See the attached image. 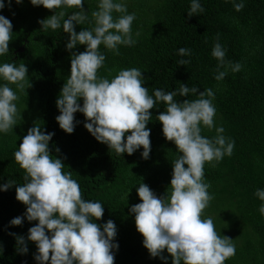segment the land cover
Wrapping results in <instances>:
<instances>
[{
  "label": "trees",
  "instance_id": "1",
  "mask_svg": "<svg viewBox=\"0 0 264 264\" xmlns=\"http://www.w3.org/2000/svg\"><path fill=\"white\" fill-rule=\"evenodd\" d=\"M198 2L204 11L189 17L191 0H123L128 13H135L131 30L136 42L119 45L118 54L100 45L105 60L97 75L111 79L121 69L137 68L149 95L154 88L177 90L180 83L195 85L200 92L212 90L214 126H202L201 135L211 139L217 135L215 128L223 127L222 135L226 141H233L234 147L231 155L204 164L203 179L209 184L212 199L202 218L210 217L219 235L233 239L235 255L224 264H264V216L258 211L262 201L254 195L257 189H264V0H243L239 11L234 2L241 0ZM5 5L0 15L10 20L12 34L9 51L0 56V63H24L27 74L23 89L9 84L18 97L17 120L13 130L0 133V184L25 182L24 170L13 153L38 123L45 134L54 133L49 151L62 159L63 171L78 182L82 198L104 206L97 223L112 220L116 225L119 247L114 252V264H165L150 257L136 229L134 214L129 213L132 205L141 202L136 192L140 182L157 196L165 195L170 185L172 162L180 153L163 136L162 124L156 118L165 105L161 102L150 110L146 127L150 129L151 151L147 160L141 156L142 147L132 155L109 150L87 131L85 117L79 112L74 114V121L79 123L73 133H65L55 119L59 115L56 99L70 75L72 54L85 51V46L66 49L69 36L63 31V19L60 28L41 30L38 21L53 15V10L33 6L30 0L20 4L13 0L10 8L5 0ZM83 7L88 19L74 24L77 33L94 26L91 13L97 10L98 0H84ZM74 10L64 9V18ZM112 15L115 18L120 13ZM215 43L225 52L219 68V61L211 55ZM182 47L190 49V54L180 55ZM180 60L188 63L180 65ZM237 63L241 67L233 71ZM219 71L225 76L218 81L214 77ZM2 83L7 82L0 80ZM195 98L191 94L174 97L178 102ZM16 186L0 191V264H37L36 246L27 241L28 229L36 222L24 219L20 226L10 225L26 211V206L16 200ZM128 192L127 201L122 196ZM10 233L25 237L26 254L17 252ZM163 255L168 257L167 264H172L166 250Z\"/></svg>",
  "mask_w": 264,
  "mask_h": 264
},
{
  "label": "clouds",
  "instance_id": "2",
  "mask_svg": "<svg viewBox=\"0 0 264 264\" xmlns=\"http://www.w3.org/2000/svg\"><path fill=\"white\" fill-rule=\"evenodd\" d=\"M13 0H7L10 8ZM22 0H15L20 4ZM84 0H30L33 6L53 10L50 17L39 20L41 30H55L61 27L68 34L67 50L84 45L85 51L71 56L70 75L64 82L56 99L59 115L56 121L65 133L71 134L79 121L74 114L82 113L84 127L100 143L117 155H132L142 147L141 156L147 160L150 154L149 123L154 105L161 102L165 110L156 115L162 124L166 140L175 144L180 155L172 162L170 185L166 194L157 196L148 185L139 183L136 188L140 203L130 207L134 214L135 226L142 234L143 246L152 258H159L167 264L170 254L172 264H224L235 255L233 239L219 235L210 217L202 218L203 210L212 196L209 184L204 182L205 162L219 161L224 155H231L234 142L222 135L223 127H216L217 135L211 139L201 135V127L212 129L215 107L211 89L202 92L193 85L180 83V88L165 92L153 89L151 95L144 87L145 78L137 68L121 69L111 79L97 75L105 56L99 51L100 45L118 54V46L135 44L131 25L135 13H128L123 0H98V8L91 13L94 26L82 28L77 33L74 24L81 25L87 19ZM0 0V11L5 8ZM243 0L234 2V8H243ZM64 9H75L65 19ZM58 10V11H55ZM203 12L198 0H191L187 14ZM120 13L113 18L112 13ZM12 24L0 15V56L9 51ZM139 35V33H137ZM180 55L190 54V49L180 48ZM211 55L223 64L225 52L215 43ZM188 61L180 60V65ZM240 64L232 66L233 71ZM27 68L24 63H0V133L13 130L17 120L15 101L17 94L9 84L23 89ZM224 71L215 75L222 80ZM195 99L178 102L177 95ZM82 100V104L80 101ZM54 133L45 132L37 124L31 127L13 153L15 161L24 170V183L9 181L0 184V191L16 186V200L26 206L23 216L10 221L12 226L22 225L26 219L36 223L28 229L27 241L36 246L34 259L37 264H114L116 225L112 220L98 224L104 213L99 201L85 200L81 196L78 182L70 172L63 171L62 159L49 151V142ZM59 152V149H56ZM130 192V191H129ZM129 192L122 196L127 199ZM262 203L259 213L264 216V189L254 193ZM13 235L16 250L28 252L24 236Z\"/></svg>",
  "mask_w": 264,
  "mask_h": 264
}]
</instances>
